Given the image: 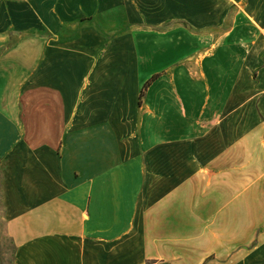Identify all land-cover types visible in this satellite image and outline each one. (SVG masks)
Segmentation results:
<instances>
[{"label":"crops","instance_id":"1","mask_svg":"<svg viewBox=\"0 0 264 264\" xmlns=\"http://www.w3.org/2000/svg\"><path fill=\"white\" fill-rule=\"evenodd\" d=\"M0 264H264V0H0Z\"/></svg>","mask_w":264,"mask_h":264},{"label":"trees","instance_id":"2","mask_svg":"<svg viewBox=\"0 0 264 264\" xmlns=\"http://www.w3.org/2000/svg\"><path fill=\"white\" fill-rule=\"evenodd\" d=\"M156 77H153L151 80H149L145 86L143 87V90L141 92V97L144 95V91L148 88V86L151 84V82L155 79Z\"/></svg>","mask_w":264,"mask_h":264},{"label":"rangeland","instance_id":"3","mask_svg":"<svg viewBox=\"0 0 264 264\" xmlns=\"http://www.w3.org/2000/svg\"><path fill=\"white\" fill-rule=\"evenodd\" d=\"M6 251L8 252V253L6 254V260H9V255H10L9 249L7 248Z\"/></svg>","mask_w":264,"mask_h":264}]
</instances>
